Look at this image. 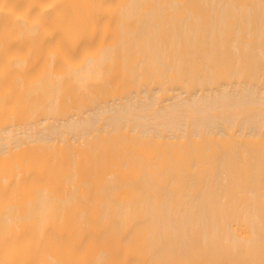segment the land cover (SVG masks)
I'll return each instance as SVG.
<instances>
[{"label": "bare ground", "instance_id": "bare-ground-1", "mask_svg": "<svg viewBox=\"0 0 264 264\" xmlns=\"http://www.w3.org/2000/svg\"><path fill=\"white\" fill-rule=\"evenodd\" d=\"M247 151L264 0H0V264H264Z\"/></svg>", "mask_w": 264, "mask_h": 264}, {"label": "rangeland", "instance_id": "rangeland-1", "mask_svg": "<svg viewBox=\"0 0 264 264\" xmlns=\"http://www.w3.org/2000/svg\"><path fill=\"white\" fill-rule=\"evenodd\" d=\"M245 153H246V152H245ZM248 153H251V154H252L253 152L247 151L246 154H240V156L242 155V159H240V156H239L238 154H236V155H238V157H237L236 155H233V157H234V162H235V160H236V162H235V165H236V166L233 165V166L235 167L234 169H235L236 171H234V172L232 173V177H235V176H236L234 179H236V178L239 179V178L242 177V178H241L242 180H244V179L247 180V179H248V181H249V179H252V178H254L255 180H256V179L259 180L260 178L263 177V176L261 177L260 174H264V173L261 171L262 169L264 170V163H262V162H263L262 160H264V158H263L264 153H262V152H260V153H259V152H256L257 155H256V154H252V155L249 154V155H248ZM245 155H246V156H245ZM250 155H251V157H249ZM253 155H254V157H255V156H256V157L253 158ZM258 155H260V156H258ZM231 156H232V155H231ZM243 156H244V158H243ZM261 156H262V157H261ZM223 157H225V156H223ZM226 157H227V156H226ZM228 157H229V156H228ZM235 157H236V159H235ZM247 157H248V158H247ZM259 157H260L261 159H259ZM238 158H239V161H238ZM257 158L259 159V162H258L259 164L256 162V161L258 160ZM262 158H263V159H262ZM245 159H246V160H245ZM248 159H249V160H248ZM250 159H251V161H252V160H253V161L251 162ZM254 159H256V161H254ZM240 160H242L241 163L244 161L245 164H244V165L241 164V163H240ZM237 161H238V162H237ZM261 161H262V162H261ZM244 162H243V163H244ZM254 162H256V163H254ZM238 163L241 165V167H242V165H243V167H245V168H243V169L240 168V167L238 166V165H239ZM260 163H261V164H260ZM233 164H234V163H233ZM250 164H251V166H250ZM252 165H253V166H252ZM257 165H258V166H257ZM237 166L240 168L238 171H237V169H238ZM261 166H262L263 168H262ZM250 167H251V168H250ZM253 167H254V170H253ZM259 167H260V168H259ZM236 168H237V169H236ZM258 169L260 170L259 173L257 172V171H259ZM250 170L254 172V173H253V174H254V177H252L253 175H252V173L250 172ZM245 172H246V173H245ZM249 172H250L251 174H250ZM261 172H262V173H261ZM235 173H236L237 175H235ZM233 174H234V176H233ZM255 174H256L257 176H256ZM241 175H244V177L241 176ZM245 175H246L247 177H246ZM250 175H252V176L250 177ZM248 176H249L250 178H249ZM232 177H231V178H232ZM256 177H257V178H256ZM258 177H259V178H258ZM238 179H236V180H238ZM241 179H240V180H241ZM263 179H264V178H262V180H261V184L264 183V182H262ZM236 180H235V181H236ZM242 180L240 181L241 184L238 182V183L240 184V185H239V184H238V185H239V186L245 185L244 188H246L247 183L244 181L246 184H245V183L243 184V183H242V182H243ZM238 181H239V180H238ZM248 181H247V182H248ZM250 182H251V181H250ZM248 183H249V182H248ZM254 183H255V182H254ZM256 183H258V182H256ZM252 184H253V183H252ZM252 184H251V186H252ZM258 184H260V182H259ZM254 185H255V184H254ZM256 185H257V184H256ZM253 187H254V186H253ZM256 187H257V186H256ZM258 187H259V186H258ZM258 187H257V188H258ZM263 187H264V186H263ZM241 188H242V187H241ZM249 188H250V187H249ZM249 188H248V189H249ZM248 189H246V191H247ZM254 189L257 191V189H256L255 187H254ZM261 189H262V186H261ZM235 190H236V188L234 189V191H235ZM238 190H240V187H239ZM242 190L245 191V189H242ZM249 190H250V189H249ZM258 190H259V189H258ZM240 191H241V190H240ZM244 191H242V192H243V193H242L243 195L241 194L242 196L239 195V192L237 193V192L235 191V194L237 193V196L235 195L237 198H235V199H241V197L244 198L243 196L246 197L248 194H250V192H252V194L255 193V192L253 193V190H250L249 193H246V192H244ZM257 192H259V191H257ZM257 192H256V193H257ZM261 192H262V194H261ZM261 192H260V194H256V193H255L254 195L250 194V196H254V197H255V196H257V195H258V196L261 195V197H263V196H262V195L264 194L263 189L261 190ZM240 193H241V192H240ZM121 195L124 197V196H126V193L123 191V192L121 193ZM229 196H230V197L232 196V198H234V197H233V196H234V193H233V195H230V194H229ZM248 196H249V195H248ZM254 197H253V198H254ZM261 197H260V199H261ZM246 198L248 199V197H246ZM246 198H244V199H245L244 203H245V202H246V203H245V205H242V206H246V205H247L249 208H252V210L254 209V210H253L254 212H252V210H251V212H250V211L248 210V207H247V208H246V207H244V208H236V209H237V210H238V209H243V212H244V213H247V212L249 211V212H248L249 214H248V213H247V214L249 215V219L251 220V222H252V223H255V225H256V227H257L258 229L260 228L261 230H264V229H262V227H264V224H262V223L260 224V220H262V218L264 219V212H263L264 209H262L263 206H262V207H259V205H261V204H260L259 202H257V203H259V205H258V207H255V206L257 205V204L255 203L256 200H260L259 197H256V199L254 200V203L256 204L254 207L252 206V205H253V204H252V203H253V199H250L251 201L248 199V201L251 203V206H252V207H251L250 205H248L249 203L246 201ZM249 198H250V197H249ZM257 198H258V199H257ZM230 199H231V198H230ZM231 200H232V199H231ZM233 200H234V199H233ZM242 200H243V199H241V201H240V200H239V201L242 202V204H243V201H242ZM234 201H235V200H234ZM239 201L237 200V202H239ZM260 201H261V200H260ZM237 202H236V203H237ZM240 202H239V203H240ZM234 203H235V202H234ZM261 203H262V202H261ZM263 204H264V203H262V205H263ZM237 205H239V207H241V204H238V203H237ZM235 206H236V205H235ZM245 208H246V210H245L246 212L244 211ZM260 208H261V209H260ZM247 210H248V211H247ZM240 211L242 212V210H240ZM255 211H257V212H255ZM250 213H251V214H250ZM252 213H253V215H254L255 217L252 216V218H250L251 215H252ZM247 214H245V215L248 217ZM262 214H263V215H262ZM262 216H263V217H262ZM257 217H258V218H261V217H262V218H261V219H258ZM253 218H254L255 220H254ZM253 220L256 221V222H253ZM262 222L264 223V220H262ZM259 225H261L262 227H260ZM258 226H259V227H258ZM235 228H236V234H237V236H238L240 239H243L242 241H246V240L249 238V236H248L249 233H248V232H246L245 230L239 229V228H237V227H235ZM257 228H256V229H257ZM258 229H257L256 232L260 233L261 231H260V230L258 231ZM247 233H248V234H247ZM258 233H257V234H258ZM262 233H263V232H261V234H258V236H259V235L262 236V237L260 236V238H262V239H260V238H256L257 240L260 239V240H263V241H264V239H263V238H264V237H263V236H264V233H263V234H262ZM260 240H259V241H260ZM261 245H262V244H261ZM261 245H260V246H261ZM262 247H264V245H262ZM262 247H260V249H261V252L263 253V252H264V251H263L264 248L262 249ZM257 250H259V249L257 248ZM211 252H212V251H211ZM257 252H259V251H257ZM248 253H249V254H248ZM248 253H246V252H241V253H240V255L243 256V260L245 261L244 264H245L246 262H247V263L250 262V260H251V261L253 260L252 258H250V259L247 258V257H249V256H246V255H250V257H251V254H252V253L250 254V252H248ZM254 253H255V252H254ZM211 254H212V253H211ZM215 254H216V253H215ZM244 254H245V255H244ZM253 255H254V254H253ZM253 255H252V256H253ZM263 256H264V255H263ZM245 258H246V259H245ZM253 258H254V257H253ZM254 259H255V258H254ZM247 260H248V261H247ZM255 260H256V259H255ZM255 260H254V261H255ZM252 262H253V261H252ZM247 263H246V264H247ZM250 263H251V262H250ZM263 263H264V262H263ZM248 264H249V263H248ZM254 264H255V263H254Z\"/></svg>", "mask_w": 264, "mask_h": 264}]
</instances>
